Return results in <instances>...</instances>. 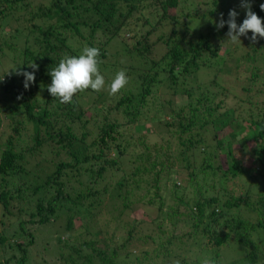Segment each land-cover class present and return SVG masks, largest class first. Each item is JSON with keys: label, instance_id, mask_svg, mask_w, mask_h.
<instances>
[{"label": "trees", "instance_id": "trees-1", "mask_svg": "<svg viewBox=\"0 0 264 264\" xmlns=\"http://www.w3.org/2000/svg\"><path fill=\"white\" fill-rule=\"evenodd\" d=\"M231 1L0 0L1 57L38 65L0 78V264H264V38L227 40ZM85 45L105 89L60 103L49 69Z\"/></svg>", "mask_w": 264, "mask_h": 264}, {"label": "clouds", "instance_id": "clouds-1", "mask_svg": "<svg viewBox=\"0 0 264 264\" xmlns=\"http://www.w3.org/2000/svg\"><path fill=\"white\" fill-rule=\"evenodd\" d=\"M241 7L246 9V18L242 24H237V11H229V18L224 20L221 14L216 27L223 28L228 25L229 31L227 37L232 43H239L242 36L252 33L250 40L256 42L258 38H264V19L252 11L251 0H240ZM264 10V4L260 5ZM100 49L95 46L85 45L79 55L64 56L55 67L49 69L51 83L47 85V90L53 98H57L60 103H71L73 97L80 92L92 90L100 92L105 89V76L100 71ZM32 72L22 71L20 67L15 68L17 75L25 77L24 87L29 88L30 84L35 83V71L38 65L28 64ZM128 84L126 70H119L115 77L108 84L107 91L109 95H117ZM175 264H181L179 260ZM202 264H215V261L209 257L202 260Z\"/></svg>", "mask_w": 264, "mask_h": 264}, {"label": "rangeland", "instance_id": "rangeland-1", "mask_svg": "<svg viewBox=\"0 0 264 264\" xmlns=\"http://www.w3.org/2000/svg\"><path fill=\"white\" fill-rule=\"evenodd\" d=\"M228 6L231 9H235L236 11H238L239 13H241L242 15H245L246 14V9H244V8L241 7L240 0H232L231 3L228 4ZM126 37H128V35H126ZM1 53H3V52H1ZM1 53H0V76H2V77H0V78H1V80H3L5 74L12 73V71H15V68H17L18 66H17L16 61L13 59V56L5 55L4 57H1V55H2ZM183 98H185V97L177 96V100H180L181 101ZM250 147H252V145H250ZM236 156L239 157L240 159L244 160V164L246 166H253L252 159H251V156H250V153L249 152L244 154L243 151H241L240 153H237ZM218 157H219V161L222 164H225L227 162V158L228 157H227V153L225 151H220ZM238 181L241 182V183H243V184L246 183V182H243L244 181L243 178L238 179ZM247 183H250V181H247ZM246 186H249V184H247ZM142 194L144 195V194H146V192H143ZM166 197L169 198L168 196H166ZM149 198H151V197H147L143 201L144 203L141 206V208H143V210L146 209L145 208V206H146L145 204H147L146 201L148 202ZM141 208H139L140 211H142ZM151 208L152 209L147 213V215L148 216H150V215L155 216L156 213H157V210H153V207H151ZM241 213L243 214L245 212L243 211ZM143 214H146V213H143ZM181 224L182 223H179L178 226H181ZM38 234H42V232H39ZM256 234L259 235V232L256 233ZM257 235L254 234L253 235V238L256 237L255 239L258 241ZM259 247H262V246H259ZM38 250L39 251H42L41 248H39ZM195 252L196 251L194 250L193 252H191L190 254H188V256H190L191 258H193ZM0 254H2V251H0ZM222 254L224 256V259L226 261V264H230V260L231 259H233V264H234V259L241 257L242 254H243V250L238 246L237 243L232 242L231 244L227 245L226 247H224L222 249ZM42 260H47V261L50 260L49 262H51V261L53 262L51 264H55V262H56L57 259H53L50 255L47 254V252L42 251V254L39 255V256L34 257L32 259V261H31V263L32 264H36L37 262H41Z\"/></svg>", "mask_w": 264, "mask_h": 264}]
</instances>
